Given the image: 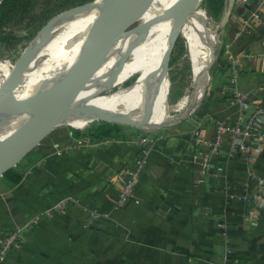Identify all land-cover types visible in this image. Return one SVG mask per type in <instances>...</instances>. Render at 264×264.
Masks as SVG:
<instances>
[{"label":"crops","instance_id":"0c3cea01","mask_svg":"<svg viewBox=\"0 0 264 264\" xmlns=\"http://www.w3.org/2000/svg\"><path fill=\"white\" fill-rule=\"evenodd\" d=\"M260 2L232 9L219 35L221 66L214 89L195 115L155 131L161 138L130 205L114 208L121 191L116 175L139 154L138 134L101 141L69 134L67 142H54L51 152L37 146L11 167L7 172L21 176L18 184L4 177L7 172L0 175V236L25 227L60 198L80 201L25 228L21 249L10 251L0 264H264V209L259 219L249 220L246 215L255 208L228 197L224 179L201 182L198 156L207 149L197 145V133L213 140L217 122L235 121V84L260 86L254 105L264 104V8L260 19L254 17ZM233 140L224 132L212 171L225 168L235 194L256 193L264 151L255 143L245 160L233 152ZM56 146L71 148L58 155ZM92 210L108 217L91 221Z\"/></svg>","mask_w":264,"mask_h":264},{"label":"bare ground","instance_id":"6f19581e","mask_svg":"<svg viewBox=\"0 0 264 264\" xmlns=\"http://www.w3.org/2000/svg\"><path fill=\"white\" fill-rule=\"evenodd\" d=\"M106 1L108 0H95L90 6L57 23L42 40L23 75H14L18 67H0V136L37 116L43 118L53 80L66 70H70L68 83L72 86V110L120 115L133 121H141L144 128H156L176 117H172L170 109L168 110L169 70L162 68V60L174 29V17L170 13L179 0H154L134 14L144 15V18L142 17L139 30L123 42L124 48L131 46L125 54H120L122 47L106 52L109 37L115 27L105 26L87 39L91 25ZM195 10H190L183 18L179 28L180 35ZM213 32L217 35L216 31ZM214 47L213 44L212 54L206 58L201 69L203 83L195 79L192 94L185 102V113L195 108L204 97L210 73L206 69L213 60ZM7 69L10 70L9 74L5 72ZM134 72H143V78L129 91L127 88L121 92L126 94L116 96L113 101L116 103L112 106L97 108L86 106L82 102L89 92L99 93L106 86L124 80ZM84 81L86 84L82 85L83 89L73 96L75 89ZM8 96H13L10 104L6 103ZM150 96L156 98L154 111L143 118V106ZM18 99H22L23 103L15 107L14 117L7 121V115ZM91 119L80 112L68 118L66 124L79 127L86 125V121Z\"/></svg>","mask_w":264,"mask_h":264},{"label":"built area","instance_id":"2783aa9c","mask_svg":"<svg viewBox=\"0 0 264 264\" xmlns=\"http://www.w3.org/2000/svg\"><path fill=\"white\" fill-rule=\"evenodd\" d=\"M251 0H233V9H238L249 3ZM264 8V0L258 5L254 17L260 19V11ZM264 56V51L262 53ZM236 72L233 73L232 81L236 82ZM261 90L260 86H255L249 89H241L237 84L232 89V106L235 108L236 119L233 123L228 124L225 121L217 122V133L213 140H206L197 133V145L205 146L206 151L199 154L198 159L201 166L200 181H204L207 177L222 178L225 180V188L228 191L227 196L233 199L246 202L253 205L254 213L246 215L249 220H257L263 215L264 209V173L255 175L257 179L256 193H251L245 190L241 194L232 192V185L228 180L227 171L223 167H218L212 171L213 156L219 151L224 132L232 134L234 140L232 143L233 152H241L245 160H250L254 150V144L258 143L260 149L264 151V104L258 103L254 105V99ZM161 138L154 132H147L140 135L137 139L139 146V154L134 159L130 168L121 169L117 172V180L121 185V191L114 205L115 209H120L130 205L135 198L137 184L139 178L149 162L150 155L154 146ZM70 146H56L54 153L62 155L70 150ZM80 206V201L75 196H67L58 199L51 207L35 215L27 222L25 227L17 228L0 236V262L5 260V257L10 251L20 250L22 247L23 230L37 223L43 216H51L53 214L63 212L71 206ZM108 217L107 214L98 210L90 212V220L94 221L102 217Z\"/></svg>","mask_w":264,"mask_h":264},{"label":"water","instance_id":"95a60500","mask_svg":"<svg viewBox=\"0 0 264 264\" xmlns=\"http://www.w3.org/2000/svg\"><path fill=\"white\" fill-rule=\"evenodd\" d=\"M154 0H108L102 6V9L97 17L92 23L87 39L96 34L101 28L105 26L116 27L117 31L113 33V37L116 38L122 33L126 32L125 29L132 23L127 22L128 18L135 12L141 10ZM204 0H179L178 3L173 7L171 11V16L174 17V29L172 31L168 48L162 60V68L169 70V63L171 59V54L176 45V42L180 36L179 28L181 26L183 18L187 15L190 10H195L198 5H200ZM95 1L81 6L77 9L69 11V13L77 12L85 7L90 6ZM233 9V0H227V6L221 21L216 27L217 36L223 31L226 26L228 17L231 15ZM228 12V13H227ZM38 46H29L27 48L26 54L24 55L22 61L16 65L17 71L16 76L23 75L30 64L32 63ZM214 57L210 65L206 69L207 72L210 71L214 61H215V51L213 52ZM69 71L66 70L53 80L50 88L49 101L47 104L46 112L43 118L37 116L36 118L29 120L6 134L0 136V175L6 173L11 167H13L18 161H20L26 153L30 150L35 149L39 146L42 141L48 137L53 131L59 129L63 126H67L66 120L72 115L77 113H84L90 116L92 119L86 121L87 124L91 122H110L115 124L131 125L144 131L151 132L157 130L161 126L168 125L173 122H178L182 119L187 118L191 113H193L197 107H199L202 100L198 105L187 111L186 113H181L174 115L175 118L169 119L164 124L156 128H144L141 121H133L130 118H123L120 115H114L107 112L93 113L90 110H72V92L71 85L68 83ZM129 87V86H128ZM127 87V88H128ZM125 88V89H127ZM123 89V90H125ZM107 91V90H106ZM206 93V91H205ZM205 95V94H204ZM23 103L22 99H18L14 102V105L10 109L7 115V121H10L14 117L15 107ZM149 105V99L146 100L143 111L147 109ZM72 126V125H68ZM74 127V126H72Z\"/></svg>","mask_w":264,"mask_h":264},{"label":"rangeland","instance_id":"374dc122","mask_svg":"<svg viewBox=\"0 0 264 264\" xmlns=\"http://www.w3.org/2000/svg\"><path fill=\"white\" fill-rule=\"evenodd\" d=\"M202 3L197 6L196 10L194 11L186 27L184 26L182 35L186 39L182 35L179 36L176 42V45L173 49V52L171 54V59L169 63V80L171 83V90L173 89V86L175 85V83L177 84L180 83L182 87L178 85L176 86V89L178 90L181 87L184 93L183 97L187 95L190 90H192V84H193L192 77L193 76H192L191 60H192L193 68H194L195 79H197L199 83H203L201 69L206 61L207 54L210 52V48L215 40V35L213 32L215 30L212 31L208 29L209 27L207 26V23H208L207 18L204 15L203 11L201 10V9H204L202 6ZM139 11L135 12L134 14L138 13ZM134 14L131 15L126 21V23L130 21V23L132 24L129 25L125 29L126 32L122 33L116 38L113 37V33L117 31L118 28L117 26L115 27V29L113 30L112 34L109 37L106 52H111L117 47H122L120 54H125L130 50L131 46L124 48L122 44L128 37H130L132 34H134L135 32L139 30L140 26L142 25L141 21H143V18H144V15L140 14L138 16ZM209 19H210V23L213 26V28L216 29L218 23L210 17ZM187 43L189 45V48H188ZM30 45H31V42L29 43V45L22 48V51L20 53L16 52V53L11 54V52H7L3 54V58L0 59V67L6 66V67H16L17 68L16 65H18V63L22 61L24 55L26 54L27 48ZM189 49H190V52H189ZM220 51H221V42H220V36H218V42L215 47L216 58L209 71L210 78H209V83L207 85L206 93L199 107H197V109L193 113H191V115H189L188 117L195 115L200 110L202 104L208 100L209 95L211 94V90L214 89L213 84L216 82L218 78V73L220 72V66H221L218 60V55ZM190 55H191V59H190ZM2 61H7V62H2ZM5 72L9 74L10 70L7 69ZM142 73L141 72L131 73L124 80L117 81V82H114L106 86L99 93H96L95 91H91L84 97L82 102L86 106H90V107L108 108L116 103V102L113 103L116 96L126 94V92L121 93L123 89L129 86L128 87L129 88L128 91H129L135 84H137L139 80L143 78L144 73L143 74ZM14 75H16V71ZM44 77L45 78L47 77V73L44 75ZM85 84H86V81L82 82V84L77 89H75L73 96L78 94L83 89L82 85L85 86ZM171 90H170V95H171ZM170 95H169V103H170ZM12 99H13V96H8V98L6 99V103L10 104ZM148 99H149V105L147 109L144 110V114L142 116L143 118H147L148 116H150L151 112L154 111L156 98L150 96L148 97ZM177 102L173 104H169L168 110L170 109V114L172 117L177 114L185 113V109L183 107H182L183 109L179 108L181 105L175 108V105L177 104ZM178 109L180 110L177 112ZM91 123L87 124L86 126L80 129L84 130ZM118 125L119 127L117 128V130L119 132L118 135H120L119 138L128 137L131 135L136 136L137 134H138V137H140V135L147 133V131H144V129H141L135 126L124 125V124H118ZM162 127L163 126L159 128H162ZM63 128H64L65 133L71 134V135H76L74 129H78L76 127H72L68 125L63 126ZM159 128H157V130ZM155 131L156 130L152 132L156 133ZM138 137L136 138V141Z\"/></svg>","mask_w":264,"mask_h":264},{"label":"trees","instance_id":"16d2710c","mask_svg":"<svg viewBox=\"0 0 264 264\" xmlns=\"http://www.w3.org/2000/svg\"><path fill=\"white\" fill-rule=\"evenodd\" d=\"M93 1L95 0H0V59L3 58V54L7 52H11V54L16 52L20 53L22 48L29 45L30 42L33 47H39L44 37L49 33L53 26L72 14L69 13V11ZM202 6L204 9L201 10L208 21L207 26L211 30H216L211 25L209 17L219 23L225 12L227 0H204ZM191 67L193 84L192 90H190L187 95L183 97L184 93L181 89L182 86L180 83H175L172 90L170 80L167 85L168 99L171 90L169 104L178 101L175 108L184 105L194 89L195 74L192 60ZM178 85L181 87L177 90L176 86ZM184 107V109H186L187 103ZM84 126H79L76 127L78 129H74L77 136L86 135L97 141L119 138L120 136L118 135L119 132L117 130L119 125L115 123L102 121L93 122L88 125L87 128L81 130L80 128H83ZM63 132L64 134L61 135ZM69 139L70 135L65 133L64 128L61 127L46 137L36 149L40 152H51L54 142H67ZM4 177L13 185L18 184L21 181V176L13 170L7 172Z\"/></svg>","mask_w":264,"mask_h":264}]
</instances>
